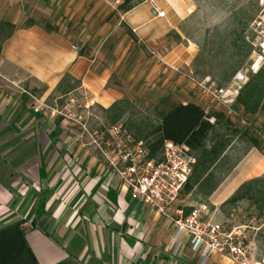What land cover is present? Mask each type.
<instances>
[{"label":"crops","instance_id":"1","mask_svg":"<svg viewBox=\"0 0 264 264\" xmlns=\"http://www.w3.org/2000/svg\"><path fill=\"white\" fill-rule=\"evenodd\" d=\"M105 1L0 0V264L200 262L189 246L172 258L175 225L132 200L81 136L43 107L65 75L106 110L139 94L124 78L144 83L161 69L139 45L163 48L186 4L143 0L124 12ZM192 52L188 43L182 54ZM251 154L255 173L239 185L264 173V158ZM208 264L234 263L214 254Z\"/></svg>","mask_w":264,"mask_h":264},{"label":"rangeland","instance_id":"2","mask_svg":"<svg viewBox=\"0 0 264 264\" xmlns=\"http://www.w3.org/2000/svg\"><path fill=\"white\" fill-rule=\"evenodd\" d=\"M102 1L106 3L105 0ZM108 1L119 10L124 2L125 7L129 8L143 0ZM182 1L186 4V9L179 13L175 31L169 35L163 48L139 45L141 53L147 58H154L157 65H161V69L154 71L144 83L135 81V76L124 78L128 87L140 91L139 94L133 92L132 96L123 98L129 101L130 106L126 117L118 123L134 134L132 124L127 122L128 118L138 121L147 118L155 124L156 111L167 112L171 106L180 103L195 102L206 112L223 113L239 131L226 153L227 165L235 164V167L229 174L221 177L219 187L209 198H203L193 189L188 194L180 195L174 209L181 210L184 214L187 209L205 206L206 219L227 228L240 229L250 264H264V218L256 219L254 207L246 201L235 206L221 207L243 183L239 185L243 176L254 174L252 167L257 159L251 153L256 152L259 157L264 158V135L261 134L264 127V110L255 115L245 114L242 108L235 106L237 96L229 97L228 93L227 99L220 102H215L211 96V93L220 89H229L233 77L227 79L229 73L243 68L247 63L248 57H242L251 51L252 36L249 26L259 15L258 0ZM188 43L193 45V52L186 57L182 51L188 47ZM162 53L169 58L164 59L166 64L159 61L158 56ZM116 82L117 77L112 79V83ZM79 94L80 92H76V95L61 97V106H58L57 94L50 96L46 103L49 107L61 109L70 97L76 98ZM84 103L85 100H82L81 108L74 107L71 112L81 115L82 119L79 121L86 126L88 133H84L75 122L66 121V126L72 134H79L83 143L91 147L103 163L101 154L95 151L92 133L103 131L112 124L100 107L92 105L86 110L83 109ZM57 119L62 120L61 117ZM253 140L258 143V150L252 147ZM262 175L264 173L259 176ZM225 188L229 189L225 194H228V197L220 202L216 193Z\"/></svg>","mask_w":264,"mask_h":264},{"label":"built area","instance_id":"3","mask_svg":"<svg viewBox=\"0 0 264 264\" xmlns=\"http://www.w3.org/2000/svg\"><path fill=\"white\" fill-rule=\"evenodd\" d=\"M258 6L259 15L249 26L252 41L247 63L235 72L229 89L211 93L215 102L226 100L228 93L229 97H236L249 77L264 68V0H258ZM157 14L164 17V12ZM79 95L70 97L61 109L47 105L43 107L65 122L77 123L84 133H88L86 126L79 121L81 115L71 112L74 107L81 108L82 100H85L83 109L87 110L93 105L87 93ZM92 138L95 151L101 154L103 163L119 179L121 188L127 191L130 198L159 216L168 218L170 224L175 225L169 247L172 258L179 256V249L189 246L199 256V264H208L214 254L227 256L234 264H250L240 229L227 228L206 219L205 206L193 209L187 216L177 211V218L169 217L168 212L177 204L195 164V158L185 145L166 141L161 159L153 160L149 158L145 143L136 139L121 123L100 132L94 131Z\"/></svg>","mask_w":264,"mask_h":264},{"label":"trees","instance_id":"4","mask_svg":"<svg viewBox=\"0 0 264 264\" xmlns=\"http://www.w3.org/2000/svg\"><path fill=\"white\" fill-rule=\"evenodd\" d=\"M125 5L126 2L119 9L127 12L131 7L126 8ZM248 55L249 52L242 58H247ZM236 71H231L227 79H230ZM77 84L78 82L69 75L62 78L53 93L58 95V106L62 105L63 97L69 94L76 95ZM129 106L128 100L121 99L110 108L101 109L113 125L126 117ZM235 106L242 108L243 112L249 115L264 110V68L252 75L241 88L235 99ZM155 120V124L147 118L139 121L128 118L127 122L132 124L134 137L145 143L150 159H161L166 141L185 145L195 158V164L181 194H188L195 189L198 195L209 198L219 187L221 177L229 174L235 167V164L227 165L226 153L239 131L223 113L206 112L196 103H180L171 106L167 112L156 111ZM261 134L264 135V127ZM252 147L257 150L259 148L254 140ZM243 201L249 202L254 207L256 219L264 218V175L243 182L221 207L235 206ZM191 211L187 209L183 215L187 216Z\"/></svg>","mask_w":264,"mask_h":264},{"label":"bare ground","instance_id":"5","mask_svg":"<svg viewBox=\"0 0 264 264\" xmlns=\"http://www.w3.org/2000/svg\"><path fill=\"white\" fill-rule=\"evenodd\" d=\"M261 170V169H260ZM255 173V172H254Z\"/></svg>","mask_w":264,"mask_h":264}]
</instances>
